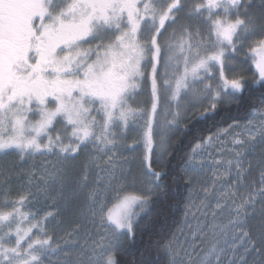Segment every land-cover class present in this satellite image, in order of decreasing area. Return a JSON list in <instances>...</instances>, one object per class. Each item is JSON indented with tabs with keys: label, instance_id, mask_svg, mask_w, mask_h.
Returning <instances> with one entry per match:
<instances>
[{
	"label": "snow or ice",
	"instance_id": "6c2138e0",
	"mask_svg": "<svg viewBox=\"0 0 264 264\" xmlns=\"http://www.w3.org/2000/svg\"><path fill=\"white\" fill-rule=\"evenodd\" d=\"M254 7L0 0V154L57 157L39 176L16 172L28 191L15 199L17 162L0 172V264H121L144 218L169 214L173 184L189 193L185 228L155 241L139 264H264V99L244 123L194 134L169 177L174 136L221 105L239 108L245 93L264 97V0ZM53 193L63 201L55 211H23ZM62 214L69 227L54 237L44 222Z\"/></svg>",
	"mask_w": 264,
	"mask_h": 264
},
{
	"label": "trees",
	"instance_id": "16d2710c",
	"mask_svg": "<svg viewBox=\"0 0 264 264\" xmlns=\"http://www.w3.org/2000/svg\"><path fill=\"white\" fill-rule=\"evenodd\" d=\"M246 76H251L252 71L246 69ZM262 99L259 91L255 92L251 96L248 93L244 94V98L241 101V105L238 108L236 105L228 106L221 105L217 113L208 121H200L199 123H193L189 125L190 131L187 134H178L172 138L174 147L172 151L174 153L173 158L169 164V177L177 176L180 174L179 165L182 162L181 157L189 150V141L193 135L207 136L212 132L217 131L219 128H225L228 124L232 123V118L235 117L239 122L244 121L245 117L251 112L253 107H259ZM82 159V158H81ZM258 157L254 159V163ZM255 171V169H254ZM19 183H10L11 188L17 186ZM172 189L175 195L171 197L169 203L172 204V208L167 216L152 215L151 218L145 217L143 224L144 230L137 234L135 241H125L119 254L121 264H139L142 253L146 250L154 254L153 244L155 241L161 239L162 236H167L171 232H176L182 221V213L185 210V204L188 197V190H186L183 184H173ZM19 188V186H18ZM67 221V222H66ZM63 227L69 225V221L65 219ZM68 223V224H67ZM51 234L52 231H50Z\"/></svg>",
	"mask_w": 264,
	"mask_h": 264
},
{
	"label": "rangeland",
	"instance_id": "374dc122",
	"mask_svg": "<svg viewBox=\"0 0 264 264\" xmlns=\"http://www.w3.org/2000/svg\"><path fill=\"white\" fill-rule=\"evenodd\" d=\"M186 3L190 4L193 2V0H185ZM254 9L253 11H256L258 10V7L260 5V0H254ZM182 17H183V13L180 14ZM186 22V21H184ZM173 26H170L169 27V32H171V28ZM168 33H165V35L167 36ZM86 47V46H85ZM241 58L243 57V53L240 54ZM243 68H244V74L246 73V69L249 68V66L247 64L243 65ZM239 70V69H238ZM254 70V69H253ZM148 98V94H147V91H145L141 96L137 97V100L138 101H144ZM136 106V105H134ZM240 123H244V121L240 122ZM127 135H128V140H127V143H132V140L136 137V132L133 131V130H129L127 132ZM231 145H229L230 147ZM123 155H129V153H123ZM82 158V157H81ZM256 157L255 156H252V155H248L246 156L244 159H245V163L251 161L252 163H254V159ZM57 160V157L56 156H52V158L48 159V158H41V160L38 161V163L36 165H31V166H25L24 170L25 173H28L29 171H34L35 174L37 176L40 175V172L41 170L44 168V167H51L52 164H54ZM98 171V170H97ZM24 173V172H23ZM24 177L23 179V182H21V184L17 185L19 186V188L17 186H14L12 187V191H13V196L12 198L15 199L16 198V193L19 192L20 194H27V188L26 187H23L24 185L27 184V176L26 175H22ZM22 181V180H21ZM189 196V193L187 194ZM193 199L195 200L196 199V193L193 192ZM1 198V197H0ZM2 199V198H1ZM31 199V198H30ZM54 201H57L59 204H62L63 201H60L58 196L56 195V193H53L52 194V198L45 201L43 198H40V201L39 203H37L36 201H32L31 205L28 206V207H24L23 208V211H32V212H37L38 211V216H37V219H39L40 217H43L44 214L48 211H55V209L52 207V204ZM188 203V197H187V201H186V204ZM185 204V205H186ZM185 210H183V213H182V221L180 223V226L179 228L177 229V231L181 228H185ZM65 219L68 220L67 217H65L63 214L60 215V216H57L55 220H53L51 217L49 218L48 221H45L44 222V227L45 229L50 233V231H52V233H54V237H60V236H63L64 235V228H68L69 225L67 227H63V228H53V225L56 224V223H62V224H65ZM69 221V220H68ZM36 221H32V223H35ZM67 222V221H66ZM68 224V223H67ZM187 224L191 225L194 229H195V226L197 224V221L195 219H193L191 216H189L187 218ZM34 232H36L35 229H33ZM176 231V232H177ZM51 234V233H50Z\"/></svg>",
	"mask_w": 264,
	"mask_h": 264
},
{
	"label": "flooded vegetation",
	"instance_id": "af4514ba",
	"mask_svg": "<svg viewBox=\"0 0 264 264\" xmlns=\"http://www.w3.org/2000/svg\"><path fill=\"white\" fill-rule=\"evenodd\" d=\"M53 155H40L36 154L34 157H29L25 161H19L18 157L15 156H3V154H0V172H3L4 170L8 169L12 166V163L14 161L17 162V166L13 170L12 173L9 174V184L12 183H19L23 182L24 177L22 175H16V172H20V170H24L25 166H31L36 165L41 158H52ZM25 173V171H23ZM26 174V173H25ZM22 180V181H21ZM14 187V186H13ZM18 187V186H17ZM2 198V197H1ZM0 198V199H1Z\"/></svg>",
	"mask_w": 264,
	"mask_h": 264
}]
</instances>
